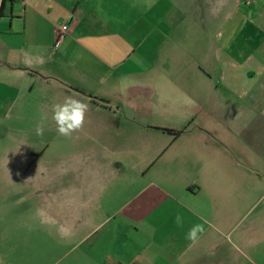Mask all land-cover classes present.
Returning <instances> with one entry per match:
<instances>
[{"label": "crops", "instance_id": "1", "mask_svg": "<svg viewBox=\"0 0 264 264\" xmlns=\"http://www.w3.org/2000/svg\"><path fill=\"white\" fill-rule=\"evenodd\" d=\"M251 5L0 0V263L25 248L27 207L50 205L51 227L88 243L73 264H264V231L242 228L253 185L235 175L237 157L264 169V0ZM67 96L89 106L70 138L52 119Z\"/></svg>", "mask_w": 264, "mask_h": 264}, {"label": "rangeland", "instance_id": "2", "mask_svg": "<svg viewBox=\"0 0 264 264\" xmlns=\"http://www.w3.org/2000/svg\"><path fill=\"white\" fill-rule=\"evenodd\" d=\"M249 7L253 9L252 12H257L255 5ZM254 15L253 18L256 20ZM254 47L253 45L252 48ZM253 50L256 57H264V44ZM259 85L264 87V76ZM252 127L253 129L261 127L264 130V123L258 118L253 122ZM250 131H252V128H250ZM234 139L237 143L241 142L240 136H234ZM238 147L240 146L238 145ZM238 158L240 159V157L236 158L237 163ZM240 160L242 161V159ZM237 163L236 180L242 181L241 174L244 171L246 174L244 180L253 185L251 204L244 217L242 228H248L252 231H264V169L259 175L246 167V161H242L241 165ZM262 166L264 167V164ZM42 209L43 211H40L39 216L32 217L33 210L27 207L29 230L25 248L22 247L20 251L12 241L5 251L6 261L0 264H73V249L79 248V246L82 248L87 246L88 243L70 236L67 230L55 228V226H53L54 228L51 227L54 225L52 217L56 214V210L52 206L45 205Z\"/></svg>", "mask_w": 264, "mask_h": 264}, {"label": "clouds", "instance_id": "3", "mask_svg": "<svg viewBox=\"0 0 264 264\" xmlns=\"http://www.w3.org/2000/svg\"><path fill=\"white\" fill-rule=\"evenodd\" d=\"M89 110L87 103L75 99L72 96L65 97L63 103H56L52 106V119L56 123V131L60 136L71 137L73 133L80 131L85 124L86 113ZM36 135L43 136L42 125L36 128ZM177 227H183V216L179 213L175 216ZM204 224H194L186 233L185 238L196 243L204 233Z\"/></svg>", "mask_w": 264, "mask_h": 264}, {"label": "built area", "instance_id": "4", "mask_svg": "<svg viewBox=\"0 0 264 264\" xmlns=\"http://www.w3.org/2000/svg\"><path fill=\"white\" fill-rule=\"evenodd\" d=\"M244 2L247 5H251L254 2V0H244ZM69 28H70V25L68 23H64L61 26V29L59 30L58 35H57V42L60 43L62 41V39L65 37L66 33L69 31Z\"/></svg>", "mask_w": 264, "mask_h": 264}, {"label": "trees", "instance_id": "5", "mask_svg": "<svg viewBox=\"0 0 264 264\" xmlns=\"http://www.w3.org/2000/svg\"><path fill=\"white\" fill-rule=\"evenodd\" d=\"M1 14H2V8H1Z\"/></svg>", "mask_w": 264, "mask_h": 264}]
</instances>
